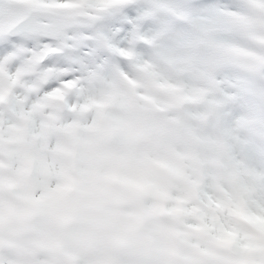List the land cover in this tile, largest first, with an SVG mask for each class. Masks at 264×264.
<instances>
[{"label":"clouds","instance_id":"9594fccd","mask_svg":"<svg viewBox=\"0 0 264 264\" xmlns=\"http://www.w3.org/2000/svg\"><path fill=\"white\" fill-rule=\"evenodd\" d=\"M0 16V264H264V0Z\"/></svg>","mask_w":264,"mask_h":264},{"label":"snow or ice","instance_id":"6c2138e0","mask_svg":"<svg viewBox=\"0 0 264 264\" xmlns=\"http://www.w3.org/2000/svg\"><path fill=\"white\" fill-rule=\"evenodd\" d=\"M11 2L14 4H23L24 0H11ZM193 6L195 7V5ZM13 14L17 15V13ZM0 20H2V16H0ZM23 20L24 16L20 13L17 16V26L22 23ZM14 34V30H10L6 33H0V62H6L18 54L17 49L19 48V45L14 39ZM13 82H15V80Z\"/></svg>","mask_w":264,"mask_h":264},{"label":"rangeland","instance_id":"374dc122","mask_svg":"<svg viewBox=\"0 0 264 264\" xmlns=\"http://www.w3.org/2000/svg\"><path fill=\"white\" fill-rule=\"evenodd\" d=\"M191 2L198 3V4H202V3L205 2V0H191Z\"/></svg>","mask_w":264,"mask_h":264}]
</instances>
